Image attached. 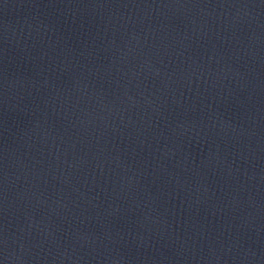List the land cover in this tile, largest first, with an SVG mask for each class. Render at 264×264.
<instances>
[{
    "label": "water",
    "instance_id": "95a60500",
    "mask_svg": "<svg viewBox=\"0 0 264 264\" xmlns=\"http://www.w3.org/2000/svg\"><path fill=\"white\" fill-rule=\"evenodd\" d=\"M42 0H0V52Z\"/></svg>",
    "mask_w": 264,
    "mask_h": 264
}]
</instances>
